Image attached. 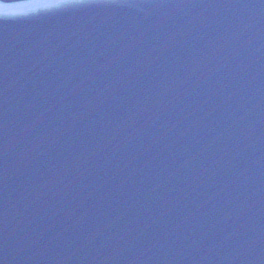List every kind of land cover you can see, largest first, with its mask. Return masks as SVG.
I'll return each instance as SVG.
<instances>
[{"label": "water", "instance_id": "1", "mask_svg": "<svg viewBox=\"0 0 264 264\" xmlns=\"http://www.w3.org/2000/svg\"><path fill=\"white\" fill-rule=\"evenodd\" d=\"M0 264H264V0L0 19Z\"/></svg>", "mask_w": 264, "mask_h": 264}, {"label": "snow or ice", "instance_id": "2", "mask_svg": "<svg viewBox=\"0 0 264 264\" xmlns=\"http://www.w3.org/2000/svg\"><path fill=\"white\" fill-rule=\"evenodd\" d=\"M73 2V0H59L58 3H27L24 6H22L19 10L23 11V10H30V11H34L36 8H45V9H51V8H55V7H60L61 4L63 3H71ZM75 2H80V0H75ZM0 14H4V15H15V12L12 13H2V10H0Z\"/></svg>", "mask_w": 264, "mask_h": 264}, {"label": "clouds", "instance_id": "3", "mask_svg": "<svg viewBox=\"0 0 264 264\" xmlns=\"http://www.w3.org/2000/svg\"><path fill=\"white\" fill-rule=\"evenodd\" d=\"M25 3L16 2V0H5V2L0 3V10L2 13H12L19 10ZM11 15L0 14V19L9 18Z\"/></svg>", "mask_w": 264, "mask_h": 264}]
</instances>
